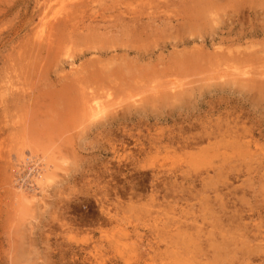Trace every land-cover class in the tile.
<instances>
[{
	"label": "rangeland",
	"instance_id": "374dc122",
	"mask_svg": "<svg viewBox=\"0 0 264 264\" xmlns=\"http://www.w3.org/2000/svg\"><path fill=\"white\" fill-rule=\"evenodd\" d=\"M118 1L0 0V264H264V0Z\"/></svg>",
	"mask_w": 264,
	"mask_h": 264
},
{
	"label": "bare ground",
	"instance_id": "6f19581e",
	"mask_svg": "<svg viewBox=\"0 0 264 264\" xmlns=\"http://www.w3.org/2000/svg\"><path fill=\"white\" fill-rule=\"evenodd\" d=\"M110 1H112V0H110ZM118 1V0H117ZM141 1V0H140ZM159 1V0H158ZM106 2V1H105ZM114 2V1H113ZM119 2V1H118ZM142 2V1H141ZM146 2V1H145ZM109 4H111V3H109ZM149 6V5H148ZM108 8H110V6H107ZM106 7V8H107ZM72 15V14H71ZM82 17H83V15H82ZM69 18H71V17H69ZM73 18V17H72ZM71 18V19H72ZM66 19V18H65ZM73 20V19H72ZM67 21H69V20H67ZM71 21V20H70ZM65 22H66V20H65ZM69 24H72V23H69ZM69 24H65L66 26L67 25H69ZM129 24V23H128ZM72 26V25H71ZM75 29V28H74ZM67 31V30H66ZM231 47V46H230ZM247 47V46H246ZM98 73V72H97ZM245 75H246V73H245ZM76 85H78V84H76ZM99 110V109H98ZM94 112H95V110H94ZM96 112H98V111H96ZM94 114V113H93ZM98 114V113H97ZM213 136V135H212ZM234 149V148H233ZM227 150H228V147H227ZM39 175V174H38ZM20 199V198H19ZM20 202V201H19ZM167 229V228H166Z\"/></svg>",
	"mask_w": 264,
	"mask_h": 264
}]
</instances>
